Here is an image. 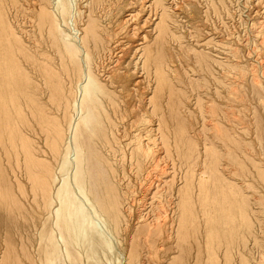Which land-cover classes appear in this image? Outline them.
I'll use <instances>...</instances> for the list:
<instances>
[{"label": "rangeland", "instance_id": "rangeland-1", "mask_svg": "<svg viewBox=\"0 0 264 264\" xmlns=\"http://www.w3.org/2000/svg\"><path fill=\"white\" fill-rule=\"evenodd\" d=\"M187 1H188V3H187ZM209 1H211V0H192V1L191 0H164V2L166 3V6L167 7L170 6L168 8L170 10V12L175 13V14L172 13L171 26H172V31L178 37L173 38L172 41H170L168 43V45H166L167 50L170 53V60H171V62H170V65H171L170 74L172 73L171 74L172 91L166 92L165 90H167L168 88H166L164 90L165 95L163 94V96H162L163 98L161 99V101L165 102V103L162 104V108H158V109H161L160 111L157 108L153 109L155 107V106H153L154 105L153 101L154 100L156 101L157 98H156V96H155V99H153L154 97L152 98V96H154V93L157 92L155 94L157 96L159 94V90L157 89V88H159V87H157L158 84L154 78H149V81H148V77H146V79H145V74L142 71L141 66H140V60H138V57H139L138 53L137 52L134 53L135 51H134L133 47L137 41L136 42L132 41L133 38L131 40H128V41H127V38L126 39L123 38L124 40L123 41L121 40L122 44L119 45V47L116 48L113 53H111L110 57L107 55L103 56V61L105 60L107 62L106 63L107 65L105 66L106 70H110L114 64L120 63L119 65L122 64L121 68H123V69L127 68V69H129V72H131V73L134 72L133 75L134 76L136 75L135 78H136V80H138L134 83H132L133 82L132 81L131 83L126 84L128 86L127 87L128 88V94H130L129 95L130 97L127 95V97H124V99H122L120 101V105L123 103L121 106L122 107L121 111H119V112L109 111L107 113H104V115H103V112L99 111L98 109L96 110V108L94 106H92L93 104L91 102H89L88 100H84L83 102H81V96L82 95H80L81 94V93H79L80 91L77 93V91L79 89H77V86H74L76 88L71 92L72 95L70 94V96H69V99H70L69 102L71 101V103H72L74 99L78 100V101L80 100L79 103H82L81 104L82 109L84 110V108L86 107L85 105L88 101L91 110L89 111V117H88V119H90V121H89L90 124L88 123L87 126H86V123L81 120V118L79 119L80 111H82V109L77 112L76 108L74 107V105L72 103V106H71V104H69L70 108H68V110L64 109V111H63L62 105L57 103V99L55 98V96H50V98H49V96L47 95V89L48 88L42 80L41 71L39 72L38 68H36V66L35 67L31 66L32 65L31 63H28L25 60L23 61V63L21 64V67H22L21 71L26 73L27 76L31 77L32 82H34L36 84V86L39 88L37 90V93H35V97L37 99L36 98H34V99H35L36 103L35 102L31 103V101L29 100V102L31 103L32 106L36 105L38 107L35 109L36 110L35 111L36 117L41 115V113H39V112H40V110H43V107L47 108V110H50V112H52L56 116V118L60 122H62L63 126H66L64 128V136H68L67 131L65 132V130L68 128L67 127V121H68L69 116L67 118V114L70 115L72 113L71 117L74 116V118H78L80 120V121L78 120V122L82 123L83 126L85 123V127H82L80 123L77 124V126L74 129L75 131H73L74 137H72V142H73V138H75V137L79 138L80 134H83V135L81 138H79L80 140L77 141L78 145H80L81 143H83L81 145H84V144L87 145L90 142L95 141V143H92V146H90V147H88V146H86L85 148L82 147V149H83L82 154L84 155V153H85L86 156L88 155L89 156V157L87 156V158H89L88 161H91V162L94 158H97L99 161H101L100 159L102 158L103 165H104V168L106 169V174H107V176L105 175L106 180L104 179L103 181L107 182V183L109 182L111 186L114 184V186H112L111 189L115 188L116 193L118 192L117 194H118V197L120 198L119 199L120 203L123 202V203H121V205H122L121 212H123V213H121V215H124L125 220L123 219V216H120V219H121V220L119 219L120 223L118 222L119 228L116 227V229H115L112 222L111 223L109 222L110 220H109L108 216L102 212L101 214L103 216L98 217V218L100 219L99 221L101 224H103V226H104V221H106L107 227L105 226L103 230H101L99 233H96L97 240H95L96 242L93 243L92 246L88 245L86 243H74V244L69 245L68 243H66L64 241L62 243L61 242L62 239L59 238V239H57L58 244H59L58 247H60L61 249H64V250H62L61 254H59V256L56 259L53 258V260H50L49 258H47L46 254L44 253L45 249H50V246L47 244L46 241H44L43 234L45 232V229L48 230L50 227L55 226L52 222L53 216L52 215H50V216H48V215L47 216L46 215L41 216L40 215L39 216L37 214V210H36L37 205H36V201L32 198V192H31L32 190L29 186L30 181H28L29 179L27 178V176H25L22 173H18L19 175L16 176L14 171L11 172V169H10L11 167H9V165H7L9 163L7 162V160L5 158L7 163H3L2 160L0 161V165L1 166L3 165L2 166L3 170L5 169L4 172H2V173L4 174V177H7L8 175L10 176V177L8 176V178H9L8 182L11 183V185L9 183V185H10L9 189H11V187H12L11 192L14 193L15 196H13V197H16V198H11L12 201H10L7 204V205L12 206L11 214L14 215V218H12V226H11V229L9 230V232H13V233L9 234V236H10V239H9L10 240V249H13V250H11V251H13V253L11 252V255L8 256V258L4 257L5 259L0 264H24V263L25 264H35V263L36 264L37 263H39V264H60L61 262H62L61 264H134V263L135 264H158L161 261L168 259V258H170V259L168 260V262L166 264H230V263L231 264H240V258L236 255V253H234L236 245H234L232 248V244H235L236 239L239 237V235L237 237L236 233H238V231L242 230L245 227L237 225L238 224V219H237L238 216L236 217L235 214L238 215L237 214L238 211L236 210L237 208H235V206H234L231 194L230 193L223 194L220 192L217 193V191L219 190V187L222 186V184H224V182H225L221 177L219 178L218 176L222 175L221 173H223L225 175H231L228 172V169L235 168L234 164L230 165L231 162L227 161L228 157L225 154V153H227L226 151H228L227 148H225V147L227 145H229V146H227L228 148L231 147V149H229V150H232V148H233L234 153L235 152L239 153L240 156L242 157V160L244 159L243 160L244 161L243 162L244 167L248 168V169L247 168H245V169L249 170L250 172H253L250 175L251 179L254 180V178L256 177L254 180L255 182H253V180L250 179L251 184L252 183L255 184V185L252 184L253 187L257 185L254 188V189L257 188V190H254V191H256L257 193L260 192V194H262L261 192H263L262 195L264 196V171H263L264 170L263 169L264 168V38H263L264 33L262 35V33L260 32V28H259V23L264 21L263 20L264 19V0H219V1L214 0L215 3L213 0H212L213 3H212V1L211 2H209ZM219 2H221V3L223 2V5H221V3L219 4ZM148 3H146V4H148ZM208 4L211 5L210 8H209ZM213 4H215V6H217V7H214ZM217 4H219V5H217ZM48 6H51V5L48 4ZM212 6L214 8L213 10H212ZM224 7H226V8H224ZM198 8H199V10H198ZM193 9H195L197 13H195V11ZM49 10L53 11V9H51V8ZM191 11H193V12H191ZM192 14H194V15H192ZM158 16H159V8L157 9V7H154V5H149L148 8L147 7L144 8V10H142V12L139 13V16H136L132 21H138L140 19L143 20L144 17L147 19L146 23H144L142 26H141V24L143 22L141 21V23L139 25L140 28H138V30H137V32L144 34L147 32L149 33L150 30H148V29L151 28V26H149V25H151L153 22L157 21ZM11 21H12V24L16 26L18 33L19 34L21 33L20 35L23 38V40L26 41V43H28L29 46H30V44H37V42L34 41L33 38L31 37L30 31L28 30V29H30V24L28 23L29 22L28 18L24 17V18H20L18 20H13V18L11 17ZM63 24H64V26H63ZM66 25L68 26V29H67ZM153 25L154 24H152V26ZM70 26H71L70 22H68L66 24L62 23V25H61L63 32H65V29H66V32H68V34H70L69 38H74L73 35L75 36L76 32H75L73 26L72 27H70ZM77 26H78V23L76 21V28H77ZM146 30H148V31L146 32ZM71 31L73 34L71 33ZM48 33L49 32H47V31L43 32V38L39 39L38 45H37V47H40L41 49L34 50L33 52L37 56L38 59L41 57H45L46 55L48 57H50L53 60V65H55L56 72L57 73L61 72L60 76L62 77L63 81L65 83H67L70 76H71L70 75L71 74L70 66H69L68 62L66 63V68L63 66V69H62V67L58 66L59 63L57 62L58 61L57 59L59 58L60 54L58 55L57 53H60L62 51V49L60 48L61 45L58 44V38L53 39L51 37L50 33L49 34ZM129 34H130V32H129ZM50 38H51V41H50ZM54 40H56V41H54ZM54 43H57V44L54 45ZM128 43L132 46V49H131V46H128ZM127 47L129 50L127 49ZM169 47H171V48H169ZM4 49H6V46H4L2 50H4ZM130 49H131V51H130ZM54 50H56V51L58 50L57 53H55L56 51H54ZM124 50L126 52H124ZM194 51H196V52H194ZM129 52H131V53H129ZM50 53H52V54H50ZM80 53L81 52L78 53L76 58H77V61L79 59H81L78 62L80 64V67L83 68L85 66L84 65L85 59L83 60V58H81ZM121 53L122 54L124 53V55H122ZM198 53H202V54L208 56L207 57L208 60H207L206 64L202 65L198 62L197 55H195ZM125 54H127V55H125ZM38 55H40V56H38ZM121 55H122V57H121ZM57 56H58V58H57ZM106 57H107V59H106ZM112 57H113V61H112ZM108 58L111 60L109 61ZM66 59L67 58L65 57L64 60L66 61ZM211 59L212 60L215 59L216 61L215 60L212 61ZM124 60L127 63V65L124 62ZM105 61L103 63H105ZM129 63H131L130 66H129ZM132 63H135V65ZM234 65L238 66L239 68L236 69ZM196 66H198V67H196ZM172 67L175 69H173ZM242 68H244V69H242ZM2 69H4V70H2ZM5 69L6 68L4 66L2 68H0V86H2V87H0V89H1L0 90V103H1L0 104V114H1L0 118L4 115V113H6L8 111V113L10 115L13 114V116H12V119H14L13 121L16 120L18 123L23 125V122H25V121H23V119H24V117H26V118H28V120L30 119V121L33 123V126L36 127L38 121H34V119H32L33 118L32 115L30 113V110L33 107H30L28 105L27 100H26L28 98L25 96L26 94H23L26 92V89L29 88V83H27V80H25L22 77H18V78L15 77L13 79V81H11L12 78L9 76H8V78L4 77L5 74L7 73V71H6L7 69L6 70ZM130 69H132V70H130ZM182 69H183V71H182ZM239 69L241 70V72H239L240 71ZM207 70L209 71V73H207ZM174 71H176V72H174ZM141 72H142V74H141ZM2 73H5V74H2ZM66 73L69 75H67ZM62 74H63V76H62ZM183 74H185V75H183ZM191 74H193V75H191ZM210 75H212V76H210ZM99 77L102 78L101 76H99ZM37 78H38V80H37ZM143 78L147 81H145ZM8 79L11 83L7 82L8 83L7 84L4 81H8ZM179 79H180V81H178ZM195 79L197 81H195ZM81 80H83V77L81 78ZM139 80H140V82H139ZM192 80L194 83L192 82ZM18 81H19V83H18ZM174 81H176V82H174ZM209 81H211V82H209ZM69 83L70 82H68V84ZM140 83L144 84L145 86L142 85V87H141L139 85ZM174 83H176V84L174 85ZM195 84H196V86L198 84V87H196ZM13 85L15 88L13 87ZM193 85H194V88H192ZM16 86L19 88H17ZM185 86H187V87H185ZM190 86H192V87H190ZM200 86H202V87H200ZM251 86H253V87H251ZM87 87H90V86H87ZM183 87H185V88H183ZM153 88H155V89H153ZM134 89H136V90H134ZM2 90H4V91H2ZM13 90H16L17 96L16 95L14 96V94H12ZM24 90H25V92H24ZM130 90L132 91V93L130 92ZM152 90L153 91L155 90V91L153 92ZM217 90H218V92H217ZM8 91H9V93H11V92L12 93L9 94ZM3 92H4V94H1ZM17 92H18V94H17ZM181 92H183V93H181ZM215 92L219 96L214 94ZM133 93H134V95H131ZM151 93H153V94L150 97L153 100L148 97L149 95H151ZM168 93L172 94V96H169ZM21 94H23V95L21 96ZM40 94H42V95H40ZM173 94H175V95H173ZM182 94H184L186 96L184 97V95L182 96ZM4 95H6V96H4ZM9 96H12V98H10L11 101L9 99ZM136 96H138V98H140V100H141L140 105H137L138 107L136 106V104H139V99H137ZM140 96L141 97L143 96V97L141 98ZM3 97H6V98H3ZM17 97H18V99H17L18 104L17 103L14 104V102L16 100L14 98H17ZM169 97L175 98V99L173 98L174 105H173V102L170 103L172 101V99L171 98L168 99ZM132 98H133V100H132ZM165 98H166V100H165ZM5 99L6 100L8 99V101L11 102V103L9 102L11 105L8 104V101L6 102ZM1 100H3V101H1ZM168 100H170V101H168ZM53 101H55V102H53ZM166 101H168L171 105ZM49 102H50V104H49ZM177 102H179V103H177ZM76 103H77V101H76ZM124 103H125V106H124ZM166 103L169 104L170 106L167 105V107H166ZM149 104L152 106V109L156 113H154L152 110H150L151 107ZM181 104H183L184 109H182L183 107ZM215 104H216V106H214ZM42 105H44V106H42ZM3 106H6V107L3 108ZM41 106H42V108H41ZM139 106H141V110H140ZM146 106H147V108H145ZM219 106H220V108H219ZM16 107L17 108L20 107V108H18L19 110ZM165 107L168 108V111H169L170 107H171V109H174L177 112L179 111V113L181 114L180 116L182 118L180 116H177L179 118H176L177 113H174L175 111H173L171 109H170L171 111L168 112ZM174 107H176L177 110ZM14 108H16V109H14ZM178 108H180V109H178ZM185 108H187V109H185ZM144 109H146V111ZM181 109L183 110V114L181 113L182 112ZM212 109H214V110L212 111ZM155 110H157L158 112ZM189 110H190V112H188ZM161 111H162V113H161ZM18 112L20 113L21 116L23 114L22 118ZM213 112H215L217 114H215ZM91 113H92V115H91ZM97 113L98 114L100 113V116ZM153 113L156 117L153 115ZM212 113L214 114V117L215 116L217 118L219 117V119H217L216 117L212 118V116H213V115H211ZM106 114H108V115H106ZM159 114H160V118H159ZM184 114H185V116H184ZM94 115L96 117L99 116L101 122L98 121L99 120L98 117H97L98 120L95 119L96 117ZM105 115L108 117L107 118L103 117ZM161 115L163 118L161 117ZM173 115H175V118ZM208 115H210V116H208ZM61 116H63V117H61ZM170 116H171V119H170ZM167 117L169 119H167ZM104 118H106V121L109 124V126L106 123ZM161 119H162V121H161ZM174 119H175V122L173 121ZM176 119L179 122L178 124L176 123ZM181 119L186 121V122L182 121V122H184L182 124L186 129H188L189 136H191L195 140L196 147L198 148V151H199V157L196 160V163L194 164V165H196V164L197 165L194 166L193 170L191 171L194 174V175H192V177L194 176V178H196L198 176L197 174H199V172H197V170L200 171V169H198V167H201L199 165V163L201 165H203L201 162H202V159L204 157V154H203V153H205L204 146L206 144H207L206 145L207 147L209 146L207 148V150H209V151H207L208 156H210L211 153H214V152L216 153L217 151L222 153L223 151H221V150H223V148L226 149L224 151L225 153L223 152L225 155L223 153L220 154L218 152H217L218 154L214 153L217 156V157H215L216 159L215 158L208 159V161H209L207 163L208 165L203 166V168H205V170L207 169V173L211 174L210 176L212 178L211 182L209 183L211 185H209L210 189L208 191L210 193L209 194L210 196L209 195L208 196H209V200L211 202V205H213L212 202L215 201L214 204L215 205L219 204L218 206H220L218 208V210L223 212L221 221L217 226V223L215 220L216 214H214V213H217L216 212L217 207H215L216 209L214 208V212H213V209H211L212 213L215 215V216L213 215L214 221L212 222L211 228H210V230H212V231L209 230L211 233H209V231L207 233L206 230H204L205 227H204L203 220L200 216V211L198 210L199 209L198 206H197V208H195L196 210L194 209L195 211H198V212L195 213V211L192 210L194 213L192 215H191V213H189L192 211L187 212V215H185V219L186 218L188 219V220H186V223H187V221H188V223H187V225L185 224V226L183 228H181L180 223H179V220L181 218V214H179V212L176 210V208H174L176 205V202L178 200V193H177L175 187H178L181 183H183L184 179L186 178L185 177L186 175L183 174V173H185L186 170L185 171H183V170L189 169L193 165L189 166V168H188L186 166L187 163L184 164L182 162L183 160L179 161L180 157H179V155L176 154V149H175L176 140L175 139L173 140V137H172V140L170 139L172 142L171 141L170 142L172 144H174V146L172 144H170V153H169V155L171 154L170 156H172V157H170L167 153H165L166 152L164 150L165 149L164 148L165 143L163 144V142H164V141H162L163 137L159 133V130L157 129L156 125H157L158 121H161L162 123L166 122L167 126L171 129L172 135H175L176 133H178L177 132L178 130L174 131V132H173V130L181 127V126H179V125H181V123H180ZM215 119H217L216 121H218V122H214ZM38 120H40V119H38ZM142 120H145V121H142ZM155 120H156V122H155ZM169 120L172 122H170ZM94 121H96V122L98 121L99 123H103L106 130L103 127L101 128V126H103V124L99 125V123H97L98 128L96 126L93 127L95 125V123L93 125ZM111 121H113V124L117 125V126H115V125L112 126V128H114L112 130L110 129V125L112 124ZM120 121L122 122L121 125H120ZM139 121H140V123L138 125ZM219 121H220V123H219ZM109 122H111V123H109ZM134 122L135 123L137 122L136 126H134V124H135ZM212 122H214L213 124L216 126H214V125L212 126V124H211ZM123 123H124V125H123ZM125 123H126V125H125ZM130 123H134V124H132L133 126H131ZM174 123L176 126H174ZM189 123L191 125L192 124L193 125L191 126ZM79 125L81 126L80 130L78 129ZM122 125L125 126L124 127L125 129L123 128V130H122V127H123ZM189 125H190V127H189ZM217 125L218 126L221 125V127H218ZM128 126L132 130L135 129L134 132H132L131 129H127ZM236 126H238V128L240 126V128L235 129ZM245 126H246V129H245ZM216 127L218 130H216ZM92 128L94 130H92ZM142 128H143V130H141ZM145 128L148 129L147 134H146V132L144 133V131H146ZM232 128L234 131L232 130ZM88 129H89V131H87ZM67 130H69V129H67ZM83 130H86V131L83 132ZM128 130H129L130 134L128 133ZM191 130L194 133L191 132ZM94 131H96L95 132L96 134L94 133ZM99 131H100V137H97V135L99 134ZM149 131L150 132L152 131V133H154L157 136H155L154 134H151V137H148L147 135L150 133ZM232 131H233V134L236 133L235 136H233V137L231 134ZM239 131H241V132H239ZM216 132H218L217 135H216ZM244 132H246V134ZM101 133H103V135ZM106 133H107V135H106ZM115 133H117V134H115ZM137 133L141 134V135L139 134L141 138H142V136H144L146 139H148V140H146L145 138H143L145 141L142 140L144 148H145V146H146V149H148L150 147L151 148L154 147L153 149L150 148L151 153H153L156 150L154 155H153L154 159H153V157H151V159H150L151 161L150 160H144L143 165H147V166H143L145 168L141 167L142 170L140 169V164H142L141 161H140V164L138 162H135V161H137L136 159H140V157H139L140 154L136 150L132 151V149H134L133 148L134 145H133L132 141H133L135 134H137ZM239 133L243 136V140H242V137H240L241 135H239ZM44 134H45L44 131H42V130L39 131V129L37 128V134H34V137H36V139L41 141V140H43L42 137H44ZM109 134H110V136H109ZM243 134L246 135V137ZM69 135H70V132H69ZM101 135L103 136V138H104V136H108V137L107 138L105 137V139L102 140ZM177 135L178 134H176L175 136H177ZM238 135H239V137H238ZM95 136L97 137V140L99 139L100 141H97ZM123 136H125L124 137L125 139H123ZM130 136L132 137V139ZM158 136H159V138L161 137L162 140L157 139ZM221 136H223V138L226 137V138H224L225 141L220 140V138L223 139ZM86 137H87V139H86ZM111 137L115 141H112ZM216 137H218V140ZM236 137L239 138L238 141H237V139H235ZM46 138H47V142H49L48 141L49 140L48 135L46 136ZM67 138L68 137H66V141H69L70 139L67 140ZM82 138H84V140ZM228 138L231 139L232 141L229 140ZM106 139L108 141H110V147H105L102 144V142H104ZM88 140H90V141H88ZM122 140H124V141L122 142ZM233 140L234 141L236 140L237 142L235 141L233 143ZM149 141H151V142H149ZM160 141H162V142H160ZM222 141H224L225 143H227L229 141V143L223 144L224 142H222ZM249 141H251L249 143L250 148H249V145L246 148L245 146L248 144ZM72 142L71 141L66 142L67 145L66 144L64 145L63 152H65V151L70 152L72 150L70 147H72V145L75 144L74 142L72 144ZM121 142L123 143V145ZM125 142H126V144H125ZM239 142L240 143L242 142V143L240 144ZM149 143L153 144V145L148 146L147 144H149ZM208 143H209V145H208ZM237 143L242 145V146L245 144V146H243L244 148H242V146H240V145L237 146ZM43 144L45 145V141ZM115 144H117L116 147H115ZM120 144L122 146L121 148H120ZM128 144L132 147L130 148ZM221 144H223V145H221ZM233 144H234V146H232ZM156 145L158 146L157 148H156ZM147 146H148V148H147ZM215 146H216V148H215ZM96 147H98V150ZM118 148H119V150H118ZM240 148L243 149V151L245 149V152L249 148L250 153L251 152L252 153L254 152V153L252 155L250 154L251 158H249V154L248 155L246 154V153H249V149L246 153L244 152L245 155H241L244 153ZM93 149H96L100 153H98L97 151H95ZM121 149L122 150L124 149L123 152ZM127 149L129 152L127 151ZM130 149L132 152L130 151ZM216 149H217V151H216ZM239 150L241 152H239ZM91 152L92 153L96 152L99 155L95 153L96 155L93 156V155H91ZM124 152H125V154H124ZM133 154H135V155L138 154V156L137 155L135 156ZM165 154H167L168 156ZM219 154L222 155V157H227V158H222ZM103 155H104V157H103ZM132 155L134 156V158ZM111 156H112V159H111ZM253 156H254V158H253ZM113 157H115V158H113ZM116 157H119V158H116ZM124 157H126V158H124ZM168 157H170V159H168ZM174 157L176 159H173ZM218 157L220 158V160L218 159ZM252 158L254 160H251ZM1 159H3V158L1 157ZM115 159H117L118 161L117 160L114 161ZM131 159H132V161H131ZM246 159H248V160H246ZM105 160H107L106 161L107 163L105 162ZM121 160L123 162L125 161L124 165H123V163H121L122 162ZM155 160L159 164H155V163H157V162H155ZM229 160H231V159H229ZM11 161H12V158H11ZM177 161L179 163H181V166L179 165V163ZM210 161H211V163H210ZM218 162H220L219 164L222 163L223 165L221 164L222 166H220L219 164H217ZM228 163H229L231 168L227 166ZM109 164H111V165H109ZM57 165H58V162H55V167ZM212 165H214V166L212 167ZM254 165H255V167H254ZM69 166H70V163H67V165L60 166V167H58V169H56V173L58 175L56 178V181H58V180H60V182L62 181L61 180V174L68 171L67 168ZM182 166H184V167H182ZM209 166H210V168H209ZM217 166H219V167H217ZM137 167L139 168V170H141L140 173L142 172L140 175H139V172H138L139 170ZM211 167H212V170H211ZM216 167L218 170L214 169ZM219 168H221V169H219ZM112 169L115 170L114 174H116V172H117V176L114 178L112 177V171H113ZM5 171H6L7 175L5 174ZM214 171H216V175H215ZM136 172H137L138 176L136 175ZM210 172H212V173H210ZM188 173H187L188 174L187 177H189V175H191L189 170H188ZM227 173H229V174H227ZM204 174H206V173H204ZM14 175H15V177H14ZM65 175L66 174H63V176H65ZM206 175H208V174H206ZM212 175H214V176H212ZM253 175L255 177H253ZM194 178H192V183L195 182L196 183L195 187H198L197 180ZM116 179H117V181H116ZM214 179H215V182H214ZM194 180H196V181H194ZM17 182H20L21 185H18ZM166 182L167 183L169 182L168 186H167ZM170 182H173V183H170ZM109 183H108V185H109ZM215 185L218 186L217 191L215 189L216 188ZM21 186H23V187H21ZM111 186H109V187H111ZM163 186L165 189H163ZM167 188L171 192H168ZM170 189H172V190H170ZM245 189H247V188L245 187ZM19 190H21L20 193H19ZM165 191H167V192H165ZM13 193H11V197H12ZM168 193H171V194H168ZM246 194H247V196H245V197L248 198V200H250L254 197L253 196L254 194L252 193L253 194L252 195L251 192L246 193ZM249 194H250L251 198L249 197ZM13 199H17L14 201L15 202L18 201L19 203L18 202L17 203L20 204V206L17 203H15L13 201ZM214 199H217V200H214ZM11 202H14L16 204V206L14 203H13L14 204L13 205ZM249 202H252V201H249ZM54 204H56L55 201L53 202V205ZM195 205H197V204H195ZM253 206L255 207V205H253ZM15 207H16V209H15ZM20 207H23V208L21 209ZM17 209H19V210H17ZM32 215L35 217V221H36L35 223H34V218L31 219V217H30ZM196 215H197V217H196ZM188 217H191L192 219L188 218ZM36 218H37V220H36ZM41 219L45 220L44 225H42V226H41V221H40ZM49 219H50V221H49ZM201 220H202V222H201ZM19 221H21L22 223H20ZM194 221H196V222H194ZM197 221H199V222H197ZM234 222L235 223L237 222L235 224V226H234ZM48 223H49V225H48ZM21 224H22V226H20ZM26 224H27V226H26ZM215 224H216V226H215ZM19 226H20V229H19ZM233 226L236 228H234ZM112 227H114V228L112 229ZM37 231H38V233H37ZM19 232H21V233H19ZM244 232H246V230ZM54 233L59 235V233L56 230H54ZM105 233L106 234L108 233V236L110 239L108 238V236ZM115 233H117L116 236H115ZM233 235H234V237H232ZM258 235L260 237H264L263 236L264 232H258ZM14 236H15V238H12ZM89 236H90V238H92L94 236V233L91 232ZM18 237H19V239H18ZM32 238L33 239L36 238L37 240L35 239L33 241ZM41 239H42V241H41ZM212 239H214V241H212ZM14 240H15V242H14ZM231 240H232V242H231ZM37 241H39V242H37ZM35 242H36V244H35ZM207 242L210 243L209 247H208ZM213 242H215V243H213ZM260 242L261 241H259V243ZM37 243H38V245H37ZM220 244H223V245H220ZM229 244H231V245H229ZM0 245H3L2 238H0ZM33 245L35 246L36 250L34 249ZM216 245L218 246V248L216 247ZM219 245H220V247H219ZM226 246H227V248H226ZM206 247H208V248H206ZM229 247H230V250L234 254L232 252H231L232 254L230 253ZM212 248H214V249L216 248L215 251H217V252L213 251ZM252 248H253L252 251L254 252L253 253L254 254L253 259L256 261V262L254 261L255 264L256 263L257 264H264V249H263L264 246L259 247L258 242H256V244H254V246ZM64 251H65V255L63 253ZM244 251H246V250H244ZM67 252L70 253L69 256H68ZM210 252L212 253V255ZM216 253H218V254H216ZM228 255H230V256H228ZM30 256H32V257H30ZM64 256L66 258H64ZM136 256H137V258L135 259ZM115 257H117V259ZM61 258H62V260H61ZM118 259H119V261H117Z\"/></svg>", "mask_w": 264, "mask_h": 264}, {"label": "bare ground", "instance_id": "bare-ground-1", "mask_svg": "<svg viewBox=\"0 0 264 264\" xmlns=\"http://www.w3.org/2000/svg\"><path fill=\"white\" fill-rule=\"evenodd\" d=\"M211 1H209V2H211ZM213 1H212V3H213ZM146 3H148V4H146ZM187 3H188V1H187ZM214 3H215V1H214ZM220 3L221 2H219V4ZM48 4H50L51 6H48ZM219 4H217V5H219ZM149 5H154V7H157V9L159 8V16L157 18V21H155V22L152 23V24H154L153 26H152V24L149 25V26H151V28L148 29V30H150L149 33L147 32L148 30H146L147 33H144L143 34V33L137 32V30H138V28H140L139 25H140L141 21L143 22L141 24V26H142L144 23H146V20L147 19L144 17L143 20H141V19L138 20V21H132V20L136 16H139V13L142 12V10H144V8H146V7L148 8ZM213 5H214V7H217V6H215V4H213ZM221 5H223V2L221 3ZM210 6L211 5H209V8H210ZM49 7L51 9H53V11L49 10L50 9ZM169 7L166 6V3L164 2V0H0V68H2L4 66L7 69V70L5 69L7 71V73L6 74L5 73H2V74H5L4 77H7V78H8V76L11 77L12 78L11 81H13V79L15 77H17V78L18 77H22L25 80H27V83H29V88L26 89V92L24 90L25 93H23V94H26L25 96L28 98V99H26L28 105L30 107H33L30 110V113H31V115L33 117L32 119H34V121H38L37 122V126L34 127L33 126V123L30 121V119L28 120V118L24 117L23 121H25V122H23V125H22V124L18 123L16 120L13 121L14 120V119H12L13 114L10 115L7 110H6L7 112L5 111L6 113H4V115L0 118V161L2 160L3 163H7L8 162L9 164H7V165H9V167H11L10 168L11 169V172L14 171V173L16 174V176L19 175L18 173H22L25 176H27V178L29 179L28 181H30V185L29 186H30V188L32 190L31 191L32 192V198L36 201L37 214L39 216L40 215L41 216L42 215H46V216L47 215L48 216L52 215L53 216V221L52 222H53V224L56 227L53 226V227H50L48 230L45 229V232L43 234L44 241H46L47 244L50 246V249H45V252L44 253L46 254L47 258H49L50 260H53V258L56 259L59 256V254H61L62 250H64V249H61L60 247H58L59 244H58L57 239H59V238L62 239V240L60 239L62 243L64 241V242L68 243L69 245L74 244V243H86V244L92 246L93 243L96 242L95 240H97L96 233H99L101 230H103L105 226L107 227V222L106 221H104V226L99 221L100 219L98 217L103 216L101 214L102 212L105 213L108 216V218L110 220L109 222L110 223L112 222V224L115 227V229H116V227L119 228L118 222H119L120 216H123V219H124V215H121V213H123V212H121V208H122L121 203H123V202L120 203V200H119L120 198L118 197V194H117L118 192L116 193L115 188L114 189H111L112 186H114V184L111 186L109 182H108L109 183V185H108L107 182H104L103 181L105 179V175L107 176V174H106V169L104 168V165H103L102 158L100 159L101 161H99L97 158H94L92 160V162H91V161H88V159H89V158H87L88 155L86 156L85 153H84V155H85L84 156L82 154V152H83L82 147H84V148L86 146L90 147V146H92V143H95V141L90 142L91 144L89 143L87 145H85V144L84 145H81V144H83L81 142L84 140V138H85L84 137V138H82L83 140L80 142L81 144L78 145L77 141H79L80 140L79 138H81L82 135H83V134H80L79 138L78 137L73 138V142L75 144L72 145V147H70L71 145L69 146L72 149L70 152H67V151L63 152V148H64V145L65 144L67 145L66 142H69V141L72 142V137H74L73 136L74 135V132L73 131H75L74 129L77 126V124L80 123V122H78V120L80 118H81L82 121H84L86 123V126L89 123L90 119H88V117H89V111L91 109H90V106H89L88 101L93 104L92 106H94L96 108V110L98 109L99 111L103 112V115H104V113H107L109 111L119 112V111L122 110V107L121 106L123 104L122 103L120 105V101L122 99H124V97H127V95L128 96L130 95V94H128V88H127L128 86L126 84L127 83H131L132 81H133L132 83L138 81L135 78L136 75L135 76L133 75V73H134L133 71H132L133 73H131V72H129V69H127V68L126 69L121 68V65L122 64L121 65H119L120 63L114 64V65L112 64L113 65L112 68L110 70H106L105 66L107 65L106 64L107 62L104 60L105 63H103L104 62L103 61V56L104 55H107V56L110 57L111 53H113L114 50L116 48H118L119 45L122 44L121 40L123 41L124 40L123 38H125V39L127 38V41L128 40H131L132 38H133L132 41H135V42L137 41L134 44V47H133L135 52L134 51L133 52L134 53H136V52L138 53V56H139L138 57V60H140V66H141L142 71L145 74V79H146V77H148V81H149V78H154L155 81L158 84L157 87H159V88H157L159 90L158 96L155 95L157 93L156 92V93H154V96H152L153 93H151V95H149L148 97L151 98L150 96H152V98L154 97L153 99H155V96H156V98H157L156 101L155 100L153 101L154 102V105L153 106H155L153 109L162 108V104L165 103V102H162L161 101V99L163 98L162 97L163 94L165 95L164 92L165 91L166 92L167 91L168 92H171L172 91V84H171V79H172L171 78V74L172 73L170 74V70H171L170 62H171V60H170V53L168 52L166 45H168V43L170 41H172L173 38L178 37L172 31L171 21H172V13H174V12H170V10L168 9ZM224 8H226V7H224ZM213 9L214 8L212 6V10ZM193 10L195 11V13H197L195 9H193ZM198 10H199V8H198ZM191 12H193V11H191ZM192 15H194V14H192ZM11 17L13 18V20H18V19L24 18V17L25 18H28V21H29L28 23L30 24V29H28V30L30 31L31 37L33 38L34 41L37 42V44H30V46H29V44L26 43V41L23 40V38L20 35L21 33L19 34L18 31H17V29H16V26L12 24ZM76 21L78 23L77 28H76ZM68 22L71 23V26L70 27L73 26V28H74V30L76 32L75 36L73 35L74 38H69V35L70 34H68V32H66V29H65V32H63V30H62V27L64 26V24H63V26L61 27L62 23H65L66 24ZM259 28H260V32L263 35V33H264V21H262V22L259 23ZM67 29H68V26H67ZM44 31L49 32L50 35H51V37L53 39L54 38L55 39L58 38V44L61 45L60 48L62 49V51L60 53H57L58 50L57 51L54 50V51H56L55 53H57L58 55L60 54L59 58L57 56V58H58L57 59L58 60L57 62L59 63L58 66L62 67V69H63V66L66 68V63L67 62L69 64V66H70V71H71V74L70 75L71 76H70V78L68 77L69 78L68 82H70L69 84H68V82L65 83L63 81L62 77L60 76V73L61 72L60 73H57L56 72L55 65H53V60L50 57H48L47 55L46 56L44 55L45 57H41V58L38 59L37 56L33 52L34 50L41 49L40 47H37V45H38L39 39L40 38H43V32ZM129 32H130V34H129ZM71 33H72V31H71ZM263 38H264V35H263ZM50 41H51V38H50ZM54 41H56V40H54ZM55 44H57V43H54V45ZM4 46H6V49L2 50ZM128 46H131V45L128 43ZM169 48H171V47H169ZM127 49H128V47H127ZM131 49H132V46H131ZM131 49H130V51H131ZM79 52H81L80 53L81 58H83V60L85 59L84 60L85 61V63H84L85 66L83 68L80 67V64L78 62L81 59H79L77 61V58H76V56L78 55ZM124 52H126V51L124 50ZM194 52H196V51H194ZM129 53H131V52H129ZM50 54H52V53H50ZM122 55H124V53ZM122 55H121V57H122ZM125 55H127V54H125ZM195 55H197V60H198V62L200 64H202V65L203 64H206V62L208 60V58H207L208 56H206V55H204L202 53H198V54H195ZM38 56H40V55H38ZM63 57L64 58L65 57L67 58L66 61L64 60ZM106 59H107V57H106ZM24 60L27 61L28 63H31L32 64L31 66H34V67L36 66V68H38V71L39 72L41 71L42 80H43L44 84L48 88L47 89V95L49 96V98H50V96H55V98L57 99V103L60 104V105H62L63 111H64V109L65 110H68V108H70V105L69 104H71V106H72V103H73L74 107L76 108V111L77 112L82 109V105H81L82 103H79L80 100L78 101V100H75L73 98L74 99L73 102L72 103H71V101L69 102V100H70L69 99V96H70L71 92L76 88L74 86H77V89H79L77 91V93L80 91L79 93H81L80 95H82L81 96V102H83L84 100H88L87 103H86V105H85L86 107L84 108V110L82 109V111H80L79 119L78 118H74V116L71 117V114L72 113L70 115L67 114V118L69 116L68 121H67V127H68L67 129H69L70 131L66 129L65 132L67 131L68 136H64V128L66 126H63L62 122H60L56 118V116L52 112H50V110H47V108H44L43 107V110H40V112H39V113H41V115H39L38 117H36V113H35L36 110L35 109L38 108V107L35 104H34L35 106H32L31 103L32 102L33 103L35 102V99H34V98H36L35 97V93H37V90L39 88L36 86V84L34 82H32L31 77L27 76L26 73H24L23 71H21V68H22L21 67V64L23 63ZM110 60L111 59H109V61ZM214 60L215 59H213L212 61H214ZM112 61H113V57H112ZM124 62H125V60H124ZM132 64L135 65V63H132ZM126 65H127V63H126ZM130 65H131V63H129V66ZM196 67H198V66H196ZM235 68L237 69L239 67L238 66H235ZM132 69H130V70H132ZM173 69H175V68H173ZM242 69H244V68H242ZM2 70H4V69H2ZM176 71H174V72H176ZM182 71H183V69H182ZM239 72H241V70ZM207 73H209L208 70H207ZM141 74H142V72H141ZM67 75H69V74H67ZM183 75H185V74H183ZM191 75H193V74H191ZM62 76H63V74H62ZM99 76H101L102 78H100ZM210 76H212V75H210ZM82 77H83V80H81ZM37 80H38V78H37ZM193 80H192V82H193ZM145 81H147V80H145ZM178 81H180V79ZM195 81H197V80L195 79ZM4 82L7 83V82H10V81L8 79V81H4ZM139 82H140V80H139ZM174 82H176V81H174ZM209 82H211V81H209ZM18 83H19V81H18ZM175 84L176 83H174V85ZM139 85L142 87V85H144V84L140 83ZM87 86H90V87H87ZM187 86H185V87H187ZM195 86H196V84H195ZM0 87H2V86H0ZM13 87H14V85H13ZM185 87H183V88H185ZM190 87H192V86H190ZM196 87H198V84H197ZM200 87H202V86H200ZM251 87H253V86H251ZM17 88H19V87H17ZM166 88H168L169 90L168 89L165 90ZM192 88H194V85H193ZM153 89H155V88H153ZM134 90H136V89H134ZM2 91H4V90H2ZM12 92L11 93L14 94V96H15L16 95V90H13ZM130 92L132 93L131 90H130ZM217 92H218V90H217ZM8 93H9V91H8ZM11 93H9V94H11ZM181 93H183V92H181ZM1 94H4V92L1 93ZM17 94H18V92H17ZM23 94H21V96ZM175 94H173V95H175ZM214 94H216V92ZM40 95H42V94H40ZM131 95H134V93L131 94ZM168 95L169 96H172V94H169V93H168ZM183 95L184 94H182V96ZM4 96H6V95H4ZM12 96H9V99L12 98ZM138 96H136V98L139 99V104H136V106L137 105H140V101H141L140 98H138ZM185 96L186 95H184V97ZM217 96H219V95H217ZM3 98H6V97H3ZM170 98L171 97H169L168 99H170ZM173 98H171L172 101L170 103L173 102V105H174ZM14 99H16L15 102H14V104H16L18 97L17 98H14ZM29 100L31 101V103L29 102ZM132 100H133V98H132ZM165 100H166V98H165ZM1 101H3V100H1ZM7 101H8V99L6 100V102ZM10 101H11V99H10ZM10 101H8V104L11 103ZM76 101H77V103H76ZM168 101H170V100H168ZM168 101H166V102H168ZM53 102H55V101H53ZM177 103H179V102H177ZM49 104H50V102H49ZM169 104L166 103V107ZM181 105L183 107L182 109H184L183 104H181ZM6 106H3V108L6 107ZM42 106H44V105H42ZM42 106H41V108H42ZM124 106H125V103H124ZM214 106H216V104ZM139 107H140V110H141V106H139ZM150 107H151L150 110H152L154 112V110L152 109V106L151 105H150ZM16 108H14V109H16ZM18 108H20V107H18ZM145 108H147V106ZM174 108H176V107H174ZM219 108H220V106H219ZM166 109L168 111V108H166ZM170 109H171V107L169 108V111L168 112H170L171 110L175 111L174 109H171V110ZM178 109H180V108H178ZM185 109H187V108H185ZM144 110L146 111V109H144ZM158 110L160 111L161 109H158ZM176 110H177V108H176ZM213 110L214 109H212V111ZM155 111H157V110H155ZM188 112H190V110ZM215 112H213V113H215ZM154 113H156V112H154ZM154 113H153V115H154ZM161 113H162V111H161ZM174 113H177V115L175 114L176 115V118H179L177 116H180L181 115L179 113V111L178 112L175 111ZM181 113L183 114V110H182ZM213 113L211 114V115H213L212 118H215L216 116L214 117V114ZM215 114H217V113H215ZM19 115H20V113H19ZM91 115H92V113H91ZM98 115L100 116V113ZM106 115H108V114H106ZM106 115L103 116V117H106L107 118L108 116H106ZM162 115H161V117H162ZM175 115H173L174 118H175ZM0 116H1V114H0ZM22 116H23V114H22ZM22 116H21V118H22ZM99 116H97V117L99 118ZM184 116H185V114H184ZM208 116H210V115H208ZM61 117H63V116H61ZM97 117L95 119H97ZM37 118L40 119V120H38ZM106 118H104L105 121H106ZM159 118H160V114H159ZM167 119H169V118L167 117ZM170 119H171V116H170ZM217 119H219V117ZM217 119H215L214 122H218V121H216ZM156 120H155V122H156ZM98 121L101 122L100 118H99ZM98 121L97 122L96 121L93 122V125L95 123V125L93 127H95V126L97 127L98 126V124H97V123H99ZM140 121L138 122V125H139ZM142 121H145V120H142ZM161 121H162V119H161ZM161 121H158L157 122L156 127L159 130V133L161 134V136L163 137V140H162L161 137L159 138L160 135L158 136L157 139H161L162 141H164L163 144L165 143V145H164L165 146L164 147L165 148L164 150L166 151L165 153H167L169 155V153H170V144H172L171 143L172 142L171 140H172V137H173V140L174 139L176 140L175 149H176V154L179 155V157H180L179 161L180 160H183L182 162L184 164L187 163L186 166L188 168H189V166H192L193 165L189 169H184L183 170V171L186 170L185 173H183V174L186 175L185 176L186 178L184 179V182L183 183H181L178 187H175L176 188V191L178 193V200H177L176 205H175L174 208H176V210L179 212V214H181V218L179 220L180 226H181V228H183L185 226V224L187 225L188 221L186 223V220H188V219L187 218L185 219V215H187V212H189V211H192V210L195 211L196 210L195 208H197V206H198V208H199L198 210L200 211V216H201V218L203 220V223H204V227H205L204 230H206V232L208 233V231L211 228V224L214 221L213 220L214 219L213 218V215L216 214V216L215 215L214 216H215V220H216V223H217V226H218V224L221 221L223 212H221V211L218 210V208L220 206H218L219 204H216L215 205L214 204L215 201L212 202L213 205H211V202L209 200V196H210L209 194L210 193L208 191L210 189L209 188V185H211L209 183L211 182V179L212 178L210 176L211 174L207 173V169L205 170V168H203V166L208 165L207 164L209 162L208 159H212V158L217 157L215 154L217 152L218 153H220V152L217 151V149H216L217 152L216 153L214 152L215 154L214 153H211V155L208 156L207 155V151H209V150H207V148L209 146L207 147L206 146L207 144H206L204 146V151H205V153H203L204 154V157L202 159V162L200 161L203 165H201L199 163V165L201 166V167H198L197 166L198 169H200V171L197 170V172H199V174H197L198 176L196 175L197 176L196 178H194V176L192 177V175H194V174L191 171L193 170V167L197 165V164L196 165H194V164L196 163V160L199 157V151H198V148L196 147L195 140L191 136H189L188 129H186L183 126V124H182V123H184L182 121H185V120H183V119L180 120L181 121L180 122L181 125H179V126H181V127L178 126L179 127L178 129H174L173 128L174 129L173 132L178 130L177 131L178 133H176V134H178L177 136H175L176 134L175 135H172L171 129L167 126L166 122L165 123H162ZM173 121L175 122V119ZM111 122L113 124V121H111ZM111 122H109V123H111ZM170 122H172V121H170ZM214 122L211 123L212 126L214 125L213 124ZM85 123H84V126L82 125V123H80V124H81L82 127H85ZM106 123H107V121H106ZM121 123L122 122L120 121V125H121ZM134 123H130V125L133 126L132 124H134ZM136 123L134 124V126H136ZM176 123L177 124L179 123L177 121V119H176ZM219 123H220V121H219ZM101 124H103V123H99V125H101ZM112 124L110 125V129L111 130L114 129V128H112V126L115 125V124H113V125ZM123 125H124V123H123ZM125 125H126V123H125ZM190 125H189V127H190ZM81 126L79 125V128H78L79 130H80V127ZM108 126H109V124H108ZM115 126H117V125H115ZM129 126H128V128L127 127L126 128L127 129H131L132 127L130 126L131 128H129ZM174 126H176L175 123H174ZM214 126H216V125H214ZM102 127L105 129L104 124H103V126H101V128ZM124 127L125 126L122 127V130H123ZM218 127H221V125L218 126ZM37 128L39 129V131L42 130L45 133L44 134V137H42L43 140H41V141H39L38 139H36V137H34V134H37ZM146 128H145L146 131H144V133L146 132V134H147L148 133V131H147L148 129H146ZM237 128H238V126H236L235 129H237ZM239 128H240V126H239ZM245 129H246V126H245ZM92 130H94V129L92 128ZM134 130L135 129H133L132 132H134ZM141 130H143V128ZM216 130H218L217 127H216ZM232 130H233V128H232ZM68 131L70 132V135H69V132ZM85 131L86 130H83V132H85ZM87 131H89V129ZM233 131L231 133L232 134V137L235 136V134H236V133L233 134ZM95 132L96 131H94V133ZM191 132H193V131L191 130ZM218 132H216V135H217ZM239 132H241V131H239ZM128 133H129V130H128ZM244 133L246 134V132H244ZM101 134L103 135V133H101ZM110 134H109V136H110ZM115 134H117V133H115ZM139 134L138 133L135 134V136L133 138V141L132 142H133V145H134V147H133L134 149H132V151L133 150H136L140 154V156H139L140 159H136L137 161H135V162H138L140 164V161H141V163H142V164H140V169H141V167L147 166V165H143V162H144V160H150L151 157H153V155H154V153L156 151L155 149L158 147L157 146L158 144L156 145V148L154 149L155 151L153 150L154 152L151 153V149H153L154 147L153 148L150 147L151 148L150 149V148H148V146H151L153 144H150L149 143L150 145L147 144L148 145L147 146L148 149H146V146L144 148L143 141L142 140H144L143 138H145V137L142 136V138H141L140 137L141 134L140 135ZM151 134H154V133H152V131H151L147 136L148 137H151ZM47 135H48V138H49L48 141L50 143L47 142V138H46ZM102 135H101L102 140H104L105 137L106 138L108 137V136H104V138H103ZM106 135H107V133H106ZM239 135H241V134L239 133ZM239 135H238V137H239ZM155 136H157V135H155ZM244 136L246 137V135H244ZM66 137H68L67 140H69V139L70 140L69 141H66ZM97 137H100V131H99V134L97 135ZM97 137H96V140H97ZM112 137H111V140L112 141H115V140L112 139ZM124 137L125 136H123V139H125ZM221 137L223 138V136H221ZM238 137L235 138V139H237V141L239 139ZM240 137H242V140H243V136L241 135ZM216 138L218 140V137H216ZM224 138H226V137H224ZM224 138L223 139L220 138V140H224L225 141ZM86 139H87V137H86ZM131 139H132V137H131ZM106 140L104 141L105 143L102 142V144L105 147H110V141L107 140L109 142L108 143ZM146 140H148V139H146ZM229 140H231V139H229ZM44 141H45V145L46 146L43 144ZM88 141H90V140H88ZM97 141H100V140L98 139ZM123 141L124 140H122V142ZM162 141H160V142H162ZM224 141H222V142H224ZM235 141L233 140V143ZM73 142H72V144H73ZM149 142H151V141H149ZM250 142L251 141H249L248 144L246 143L247 144L246 146H245V144L243 146H245L247 148ZM228 143H229V141L227 143L224 142L223 144H228ZM125 144H126V142H125ZM223 144H221V145H223ZM240 144L237 143V146L240 145ZM116 145L117 144H115V147H116ZM122 145H123V143H122ZM172 145L174 146V144H172ZM208 145H209V143H208ZM132 146L129 145L130 148ZM227 146H229V145H227ZM227 146L225 147L228 150V151H226L227 153L224 152L226 150L225 148H223V150H221V151H223L227 155L228 160L227 159L226 160L227 161H230L232 163L231 164L229 162L230 165H233L234 164L235 165V168H231L230 165H229V163H228L227 166L231 168V169H228V172L231 175H225V174L221 173L222 175H220L218 177L219 178L221 177L225 182H224V184H222V186L219 187V190L218 191H217V187L218 186L215 185L216 186L215 189H216L217 193L220 192V193H223V194H226V193H230L231 194L232 199H233L234 206H235V208H237L236 210L238 211L237 212L238 215H236L234 213L236 217L238 216V218H237L238 219V224L237 225L238 226L245 227V228H243L244 230L242 229V230L238 231V233H236L237 234V237H238V235H239V237L236 239V243L235 244H232V248H233L234 245H236L235 246L234 253H236V255L240 258V264H255L256 261L253 259V255H254L253 253L254 252L252 251V249H253L252 247L254 246V244H256V242H258V246L259 247L264 246V237H260L258 235V232H264V196L262 195L263 192H261L262 194H260V192L257 193L256 191H254V190H257V188L254 189L257 185L253 187L252 184H254V183L251 184V180H253V179H251V176L250 175L253 172H250L249 170H247L248 169L247 167H244V163H243L244 162L243 161L244 159L242 160V157L240 156L239 153H236V152L234 153L233 148H232V150H233L232 151V150H229V149H231V147L228 148ZM232 146H234V144ZM240 146H242V145H240ZM243 146H242V148H244ZM121 147L122 146L120 144V148ZM96 148L98 150V147H96ZM215 148H216V146H215ZM249 148H250V145H249ZM248 149H247V151H248ZM93 150L97 151L96 149H93ZM118 150H119V148H118ZM123 150H122V152H123ZM241 150L243 151V149H241ZM127 151H128V149H127ZM130 151H131V149H130ZM97 152L100 153L99 151H97ZM125 152H124V154H125ZM239 152H241V151L239 150ZM244 152H245V149H244L243 153ZM95 153H92L91 152V155L95 156L96 154H98V153H96V154ZM222 153H220V154H222ZM245 153L244 154H241V155H245ZM253 153L252 152L250 153V149H249V153H246V154L247 155L249 154V158H251L250 156ZM167 154H165V155H167ZM133 155H135V154H133ZM136 155L138 156V154H136ZM220 156L222 157V155H220ZM1 157L3 159H1ZM103 157H104V155H103ZM170 157H172V156H170ZM170 157H168V159H170ZM227 157H222V158H227ZM5 158H6L7 162H6ZM11 158H12V161H11ZM113 158H115V157H113ZM116 158H119V157H116ZM124 158H126V157H124ZM133 158H134V156H133ZM253 158H254V156H253ZM253 158L251 160H254ZM111 159H112V156H111ZM153 159H154V157H153ZM173 159H176V158L174 157ZM218 159L220 160L219 157H218ZM229 159H231V160H229ZM248 159H246V160H248ZM116 160L117 159H115L114 161H116ZM106 161L107 160H105V162ZM131 161H132V159H131ZM55 162H58V165L56 167H55ZM155 162H157V161L155 160ZM220 162H218L217 164H219ZM67 163H70V166L67 168L68 171H66V172H64V173L61 174V180L62 181L61 182H60V180L56 181V178L58 176L57 173H56V169H58V167H60V166L67 165ZM121 163H123V165H124L125 161L124 162L122 161ZM210 163H211V161H210ZM155 164H159V163L157 162ZM221 164H219V165L222 166L223 164L222 165ZM109 165H111V164H109ZM179 165L181 166V163H179ZM2 166L0 165V238H2L3 245H0V263L3 262V260L5 259L4 257H7L8 258V256L11 255V252L13 253V251H11L13 249H10V240H9L10 239L9 234L10 233H13V232H9V230L11 229V226H12V218H14V215L11 214V211H12L11 208H12V206L7 205V204L10 201H12L11 198H16V197H13L15 195H14L13 192H11L12 187H11V189H9L10 188V185H11V183L8 182L9 181V178H8L9 175L7 177H4V174L2 172H4L5 169L3 170ZM213 166L214 165H212V167ZM182 167H184V166H182ZM212 167H211V170H212ZM217 167H219V166H217ZM217 167L214 168V169H217ZM254 167H255V165H254ZM143 168H145V167H143ZM209 168H210V166H209ZM245 168H247V169H245ZM219 169H221V168H219ZM138 170H139V168H138ZM141 170L138 171L139 172V175L142 173V172L140 173ZM188 170L190 171V174H191V175H189V177H187L188 174H189L188 173ZM214 172H215V175H216V171H214ZM114 173H115V170L112 171V177L113 178L117 176V172H116V174H114ZM204 173H206L208 175H206ZM210 173H212V172H210ZM229 173H227V174H229ZM5 174L7 175L6 171H5ZM63 174H66V175L63 176ZM136 175H137V172H136ZM254 175H253V177H255ZM212 176H214V175H212ZM14 177H15V175H14ZM192 178H194V179L197 180L198 187H195L196 186V183L195 182L192 183ZM255 178H254V180H255ZM196 180H194V181H196ZM254 180H253V182H255ZM116 181H117V179H116ZM214 182H215V179H214ZM9 183H10V185H9ZM17 183H18V185H21L20 182H17ZM168 183H167V186H168ZM170 183H173V182H170ZM109 186H111V187H109ZM21 187H23V186H21ZM245 187L247 189H245ZM163 189H165L164 186H163ZM21 190H19V193H20ZM170 190H172V189H170ZM10 192L13 193L12 197H11V193ZM165 192H167V191H165ZM168 192H171V191H169V189H168ZM250 192H251V194L252 193L254 194V195L252 194L254 197L252 196L253 198L250 199V200H248V198H246L245 196H247L246 193H250ZM168 194H171V193H168ZM249 197H250V194H249ZM14 200H17V199H13V201ZM214 200H217V199H214ZM54 201L56 202V204L53 205V202ZM249 201H252V202H249ZM14 202H11V203L13 204ZM17 202L18 201H16L15 203H17ZM195 204H197V205H195ZM18 205L20 206V204H18ZM253 205H255V207ZM15 206H16V204H15ZM215 207H217V209ZM20 208L22 209L23 207H20ZM214 208L216 209V212L217 213H214L213 214L212 211H211V209H213V212H214ZM15 209H16V207H15ZM17 210H19V209H17ZM193 211L192 212H189V213H191V215H192V214H194ZM196 212H198V211H195V213ZM30 217H31V219L34 218V223H35L36 222L35 221V217L33 215L30 216ZM191 217H188V218H191ZM196 217H197V215H196ZM42 219L40 220L41 221V226L44 225V222H45V220H42ZM36 220H37V218H36ZM202 220H201V222H202ZM49 221H50V219H49ZM19 222L22 223L21 221H19ZM194 222H196V221H194ZM197 222H199V221H197ZM236 223L234 222V226H235ZM48 225H49V223H48ZM20 226H22V224ZM20 226H19V229H20ZM26 226H27V224H26ZM215 226H216V224H215ZM114 227H112V229ZM234 228H236V227H234ZM54 230H56L59 233V235H57L56 233H54ZM245 230H246V232H244ZM210 231H212V230H210ZM210 231H209V233H211ZM91 232L94 233V236L92 238H90V236H89ZM19 233H21V232H19ZM37 233H38V231H37ZM116 234L117 233H115V236H116ZM106 235L108 236V233ZM234 235L232 237H234ZM12 238H15V236L12 237ZM108 238H109V236H108ZM18 239H19V237H18ZM35 239H33V241ZM41 241H42V239H41ZM212 241H214V239H212ZM259 241H261L262 243L261 242L259 243ZM14 242H15V240H14ZM37 242H39V241H37ZM215 242H213V243H215ZM231 242H232V240H231ZM35 244H36V242H35ZM209 244L210 243H208V247H209ZM37 245H38V243H37ZM220 245H223V244H220ZM220 245H219V247H220ZM229 245H231V244H229ZM33 247L35 249V246L34 245H33ZM208 247H206V248H208ZM216 247L218 248L217 245H216ZM226 248H227V246H226ZM212 249H213V251H215L216 248L215 249L212 248ZM244 250H246V251H244ZM229 251H230V253L232 252L230 250V247H229ZM215 252H217V251H215ZM63 253L65 255V251ZM67 253H68V256H69L70 253L69 252H67ZM216 254H218V253H216ZM211 255H212V253H211ZM228 256H230V255H228ZM30 257H32V256H30ZM64 258H66V257L64 256ZM115 258L117 259V257H115ZM136 258H137V256L135 257V259ZM169 259L170 258L165 259V260L161 261L158 264H166ZM61 260H62V258H61ZM117 261H119V259ZM37 264H39V263H37Z\"/></svg>", "mask_w": 264, "mask_h": 264}]
</instances>
